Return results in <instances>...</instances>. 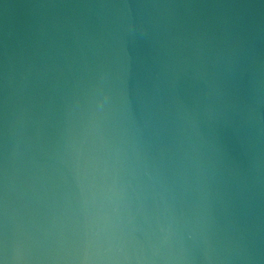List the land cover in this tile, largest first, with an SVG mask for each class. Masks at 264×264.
Segmentation results:
<instances>
[{"label":"water","instance_id":"obj_1","mask_svg":"<svg viewBox=\"0 0 264 264\" xmlns=\"http://www.w3.org/2000/svg\"><path fill=\"white\" fill-rule=\"evenodd\" d=\"M0 264H264V0H0Z\"/></svg>","mask_w":264,"mask_h":264}]
</instances>
